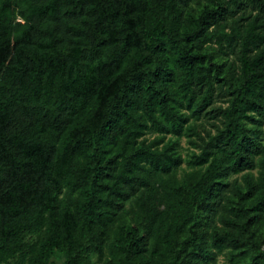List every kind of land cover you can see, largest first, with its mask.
<instances>
[{
    "label": "trees",
    "instance_id": "trees-1",
    "mask_svg": "<svg viewBox=\"0 0 264 264\" xmlns=\"http://www.w3.org/2000/svg\"><path fill=\"white\" fill-rule=\"evenodd\" d=\"M192 1L0 0V264H264V0Z\"/></svg>",
    "mask_w": 264,
    "mask_h": 264
},
{
    "label": "rangeland",
    "instance_id": "rangeland-1",
    "mask_svg": "<svg viewBox=\"0 0 264 264\" xmlns=\"http://www.w3.org/2000/svg\"><path fill=\"white\" fill-rule=\"evenodd\" d=\"M198 0H193L191 6H195L197 4ZM221 101H217V104H219ZM191 124L196 125L197 130L201 133V134H205L207 133V131H212L215 132L216 126L214 125V121H210L207 119H200L197 122H195V120H191L190 121ZM219 122H215L216 125H218ZM196 136L193 135L192 138H195ZM182 155L184 158H189L193 152L197 151V149L193 146V144L190 141V137H188L187 135H184L181 139H180V147H179ZM185 168L186 167V163H184L183 165ZM189 169V168H187ZM180 174H182V171H180ZM135 201L136 199L133 198L127 205V210L128 212L134 208L135 206ZM57 260V264H63L64 260H65V256L63 254H58L56 257ZM92 261L93 264H102L99 260H98V256L96 254H94L92 256ZM218 264H227V259L224 255H221L219 257V262Z\"/></svg>",
    "mask_w": 264,
    "mask_h": 264
}]
</instances>
